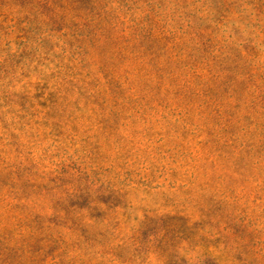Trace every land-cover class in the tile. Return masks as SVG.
<instances>
[{
    "label": "rangeland",
    "instance_id": "374dc122",
    "mask_svg": "<svg viewBox=\"0 0 264 264\" xmlns=\"http://www.w3.org/2000/svg\"><path fill=\"white\" fill-rule=\"evenodd\" d=\"M0 264H264V0H0Z\"/></svg>",
    "mask_w": 264,
    "mask_h": 264
}]
</instances>
